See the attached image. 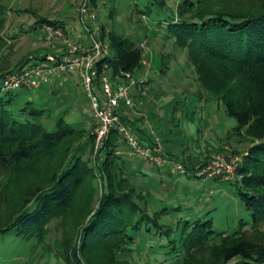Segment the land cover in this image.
Masks as SVG:
<instances>
[{
  "label": "trees",
  "instance_id": "1",
  "mask_svg": "<svg viewBox=\"0 0 264 264\" xmlns=\"http://www.w3.org/2000/svg\"><path fill=\"white\" fill-rule=\"evenodd\" d=\"M132 1L137 12L134 22L146 21L148 29L156 25L177 52L173 56H185L192 65L194 81L189 85L196 88L186 98L195 96L198 106L209 105L215 111L216 118L207 126L217 124L225 143L230 132L249 142L236 177L229 182L251 212V223L225 235L213 228L210 218H189L194 214L180 204L163 203L151 210L149 200L151 195L155 197L156 183L128 174L129 162L120 155L126 147L117 126L98 148L93 130L76 129L63 120L48 125L52 115L49 100H23L19 95L38 89L0 88V264H9L5 258L13 255L34 257L43 251L52 220L65 234L55 242L56 254L65 264H131L119 260V255L145 250L153 253L150 264H264V235L257 239L253 234L264 222V0H180L177 8L168 7L165 0ZM89 2L93 8L97 0ZM40 21L65 29L59 21ZM91 27L96 29L94 24ZM96 30L97 40L108 50L96 62L98 73L114 82L126 79V74L136 77L144 68L145 55L138 38L115 33L104 24ZM4 44L0 34V47ZM169 58L161 55L160 73L173 67L167 65ZM26 61L6 72L21 71ZM177 71L186 72V68ZM6 72L0 69V83ZM153 79L138 80L133 86L139 89L138 96L142 97ZM138 96L132 90L134 100ZM180 102L172 103L170 110L175 111ZM135 111L123 104L116 115L132 127L142 143L150 145L159 138L165 156L182 163L187 173L212 160L210 154L217 145L211 143L212 136L205 137L203 127L194 130L203 145L181 146L177 154L165 145L177 143L172 128L167 133L159 129L165 125L159 124V136H152L150 129L138 125ZM230 119L236 124H227ZM192 133L193 129L190 137H194ZM217 148L222 149L219 144ZM188 149L198 155L199 164L186 159L183 153ZM166 167L171 175V166ZM20 177L37 182L20 194H9L6 189ZM142 186L148 191L142 193ZM182 211L186 213L180 214Z\"/></svg>",
  "mask_w": 264,
  "mask_h": 264
},
{
  "label": "rangeland",
  "instance_id": "2",
  "mask_svg": "<svg viewBox=\"0 0 264 264\" xmlns=\"http://www.w3.org/2000/svg\"><path fill=\"white\" fill-rule=\"evenodd\" d=\"M83 1L0 0V23L2 24L0 34L5 40V44L0 47V69L2 72L15 68L17 64L27 60L31 55L52 52L56 50L55 46L57 47L62 43V39L49 41L45 37L41 30L43 24L40 21L41 18L64 21L65 30L72 41L90 44V35L79 20V9ZM165 1L167 6L171 8H177L180 2V0ZM140 3L141 1H139ZM135 7L136 5L132 0H97L93 8L89 2L90 11L95 16L93 24L96 29H100L101 25L104 24L108 30L115 33L137 37V40L143 46L145 55L142 72L145 69V76L149 74L154 79L151 83L149 82L151 84L147 86L149 88L145 92H141L142 97L139 95L137 99L135 98L136 105L132 109H137L135 112L138 113V110H144L149 106L159 107L157 104L162 105V107H159L160 111L154 109L157 116L151 119V122L157 128H159V124L165 125L162 127L163 129H159L167 131V133L168 128H172L173 140L177 143L168 144L165 142V145L177 154L181 146L185 148V146H188L187 144L203 145V140L199 136L196 137L198 133L194 131L203 127L205 137L212 136L214 141H211V143L214 146L219 144L222 147V149H218L216 146L215 153L212 152L210 158L217 155L225 156L226 159L229 156L237 157V160H234L232 164L238 163L237 173L242 156L247 152L249 142L240 137L234 138L233 132H230L231 138L227 139L225 143V140H221L222 133L218 131L217 124L207 126L208 121L216 118L213 115L215 111H211L209 105L205 107L203 104L198 106L195 96H191L189 99L186 98V94L193 93L196 88L194 85H189L191 81H194L191 74L192 65L187 62L185 56L178 59L173 56L177 52L174 51L170 42L164 40L163 32L159 31L156 25L151 26L152 29H148L150 25L148 26L146 21L141 24L134 22L132 18L137 19ZM95 33L98 34L97 31ZM162 54L170 55L166 62L170 67L173 66L166 73L159 72ZM182 66L186 68V72L179 73L177 70ZM55 79H58L56 90L51 87L47 91L42 89L29 94L20 93L19 95L23 100L26 98H39L41 101H50L52 115L50 119H47L48 125L52 126L57 121L63 120L76 129H85L91 132L95 127L93 107L84 92L80 77L77 74L63 76L57 74ZM55 79L51 81L53 86L56 85ZM144 82H148V79H144ZM52 91H56L57 94ZM179 99H181V102L178 103L176 110H170L172 103ZM154 100H158L159 103H155ZM227 124L235 125L236 122L234 119H230ZM192 129L194 137H190ZM213 132L216 135L212 134ZM202 152L207 154L206 148H203ZM183 154L186 159L189 157L188 161L190 163L199 164L201 162L197 157L198 155L196 156L189 149ZM120 155L129 162V175L139 174V180L156 183L153 187L155 197L151 195L149 200L151 210L157 209L163 203H168L171 206L180 204L188 213L194 214L191 216L188 214L189 218H210L213 220V228L225 235L238 230L243 223L248 225L251 223V212L234 192L233 182L213 180V178L207 180L197 179L190 175V172L183 174L170 173L171 175H169L166 166L152 165L136 157H130L125 148L121 149ZM136 171L137 173H135ZM35 182H37L36 179L20 177L14 180L6 191L10 192L11 195L20 194L29 184ZM142 188H144L142 193L148 191L146 186H142ZM1 210L3 211V209ZM183 213L186 212L182 211L180 214L183 215ZM258 229L256 233L251 232L257 239L260 235H264V222ZM64 235V231L59 227L57 221L52 220L48 223V234L45 240L46 248L43 251L38 252L34 257L31 254L24 256V258L21 256L14 257L13 255L5 258V260L9 264H65L62 258L56 254L57 246H55V242L61 241ZM150 252L148 250L139 254L128 252L119 255L118 259L129 261L131 264H150L148 260H151L150 256H153V253Z\"/></svg>",
  "mask_w": 264,
  "mask_h": 264
},
{
  "label": "built area",
  "instance_id": "3",
  "mask_svg": "<svg viewBox=\"0 0 264 264\" xmlns=\"http://www.w3.org/2000/svg\"><path fill=\"white\" fill-rule=\"evenodd\" d=\"M90 10L89 0H84L79 9V20L90 35V44L74 42L62 26L44 23L41 30L45 37L49 41L62 39V43L55 46L56 50L52 52L31 55L21 71L6 72L1 80V89L10 91L25 87L36 90L42 84L51 83L57 74L62 76L77 74L93 107L96 120L93 134L98 148L105 143L113 127L117 126L129 156L157 166H171L172 174L187 173L182 163L165 156L159 138H155V143L150 145L142 143L132 127L121 122L116 115L120 105L124 104L130 108L136 105L132 97V88L138 80L126 74V79L114 82L107 75L98 73L96 62L105 58L108 50L97 40L95 33L97 30L91 27L95 16ZM234 160L236 161L237 157L229 156L226 159L225 156L217 155L196 172H190V175L201 179L218 178L230 181L234 179L238 166V163L232 165Z\"/></svg>",
  "mask_w": 264,
  "mask_h": 264
},
{
  "label": "crops",
  "instance_id": "4",
  "mask_svg": "<svg viewBox=\"0 0 264 264\" xmlns=\"http://www.w3.org/2000/svg\"><path fill=\"white\" fill-rule=\"evenodd\" d=\"M59 22H62V21H59ZM62 23H64V21ZM144 71L142 72V70H140V72L137 74V76L136 77H133V79H135V80H143V81H144V79H148V81H150L152 79V76H150L149 74H147L145 76ZM57 80L58 79H55L56 85L54 84V86H53L51 83L42 84L38 90H42L43 89V90L47 91L48 89H51V87L52 88L54 87V90H56L55 88H57V84H58L57 83ZM44 87L47 88V89H45ZM132 90H133V92H135V95L138 96L139 89L136 90V88L135 89L132 88ZM52 92H54V91H52ZM154 102L155 103H159L158 100H154ZM157 105H159V107H162V105H160V104H157ZM159 107H156V106L151 107V106H149V107L145 108L144 110H141V111L138 110V113L136 112V114H139V116H137V118H139L138 125L140 127L144 128V129H150V133H151L152 136L159 134L157 127H154L153 124H152V122H151V119H154L157 116V114H155V112H154V109L156 108L158 111H160L159 110L160 109ZM146 110H148V111H146ZM156 126H157V124H156ZM166 139H167V137H166ZM141 140H142V138H141ZM145 144H146V141H145Z\"/></svg>",
  "mask_w": 264,
  "mask_h": 264
}]
</instances>
